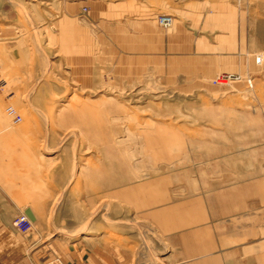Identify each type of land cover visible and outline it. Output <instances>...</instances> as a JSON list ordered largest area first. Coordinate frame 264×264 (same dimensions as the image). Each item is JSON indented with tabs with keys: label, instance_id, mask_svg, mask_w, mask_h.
<instances>
[{
	"label": "rangeland",
	"instance_id": "1",
	"mask_svg": "<svg viewBox=\"0 0 264 264\" xmlns=\"http://www.w3.org/2000/svg\"><path fill=\"white\" fill-rule=\"evenodd\" d=\"M0 77V136L50 185L64 168L54 234L121 264H264V0H0Z\"/></svg>",
	"mask_w": 264,
	"mask_h": 264
},
{
	"label": "crops",
	"instance_id": "2",
	"mask_svg": "<svg viewBox=\"0 0 264 264\" xmlns=\"http://www.w3.org/2000/svg\"><path fill=\"white\" fill-rule=\"evenodd\" d=\"M192 4L188 6L203 3ZM181 28L177 22L171 33L163 31L162 35L172 34L174 38L182 39ZM165 47L167 43L163 40L162 48ZM26 143H31L27 137L0 136V264H43L54 257L64 264H121L109 258L105 245L98 243L95 246L90 238L53 233L47 223L48 211L54 200L52 195H57L59 185L64 182V168L49 170V176L53 178L50 185V179L43 174L44 163L45 168L49 166L43 161L44 156H36L33 148L29 151L21 146ZM258 174L263 176L261 171ZM253 187L257 188L253 197L264 202V179L260 178ZM27 209L34 217L33 228L22 234L12 223Z\"/></svg>",
	"mask_w": 264,
	"mask_h": 264
},
{
	"label": "built area",
	"instance_id": "3",
	"mask_svg": "<svg viewBox=\"0 0 264 264\" xmlns=\"http://www.w3.org/2000/svg\"><path fill=\"white\" fill-rule=\"evenodd\" d=\"M156 22L161 28L165 29V28L171 27L172 18L168 15H160L156 18ZM223 79H224L223 75L217 76L215 78L214 84L224 85L225 80ZM4 85H5V82L0 77V88L4 87ZM247 85L248 87H251V84L249 82L247 83ZM3 114L11 124H18L21 122V117L17 114V112L11 106L5 107ZM12 226L17 231L24 234V233L29 232L32 229L33 223L24 214H21L17 218H15V220L12 223ZM44 264H64V263L59 258L54 257L46 261Z\"/></svg>",
	"mask_w": 264,
	"mask_h": 264
},
{
	"label": "bare ground",
	"instance_id": "4",
	"mask_svg": "<svg viewBox=\"0 0 264 264\" xmlns=\"http://www.w3.org/2000/svg\"><path fill=\"white\" fill-rule=\"evenodd\" d=\"M162 199V197L157 193L154 192L153 190H150L147 195H145L144 197L141 196V198H137L135 200L136 203L139 204H144V203H152L154 204L157 201H160ZM138 201V202H137ZM235 201V200H234ZM161 208V207H160ZM165 212L163 211V209L160 211L159 216H164Z\"/></svg>",
	"mask_w": 264,
	"mask_h": 264
},
{
	"label": "water",
	"instance_id": "5",
	"mask_svg": "<svg viewBox=\"0 0 264 264\" xmlns=\"http://www.w3.org/2000/svg\"><path fill=\"white\" fill-rule=\"evenodd\" d=\"M32 223L34 222V217L29 209L25 210L23 213Z\"/></svg>",
	"mask_w": 264,
	"mask_h": 264
}]
</instances>
